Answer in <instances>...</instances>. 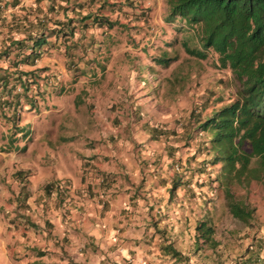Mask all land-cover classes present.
<instances>
[{"label":"rangeland","instance_id":"1","mask_svg":"<svg viewBox=\"0 0 264 264\" xmlns=\"http://www.w3.org/2000/svg\"><path fill=\"white\" fill-rule=\"evenodd\" d=\"M91 5L100 8V13L117 18L119 23L106 27L108 36L102 41L103 46L94 44L95 51L88 52V55L96 56L90 64L95 73L90 76L71 69L72 75L63 78L61 70L68 69V65L62 52L51 48L44 54L49 64L44 65L46 69L35 77L32 91L41 112L30 144L36 142L31 149H39L40 152L32 157L31 149L22 151L28 153L23 172L29 189L25 191L20 206L13 197L19 186L18 180L2 166L3 160L0 159V186L9 185L11 190L2 192L0 188V216L5 218L8 215L21 222L26 218V212L29 211L30 215L31 207L36 205L32 203L35 197L44 203L59 201L56 190H53L55 196L53 192L48 196L43 191V184L49 178L47 176L64 180L62 174L68 173V145H61V136H68V132L83 135L82 128L76 126L78 122L74 121L73 127H68L65 104L75 99L74 103L80 105L76 110L83 116L86 108L90 113L95 110L101 119H97L98 125L91 121L84 124V119L81 124L94 133L107 125L104 118L109 112L105 100H113V114L122 116L119 121L127 120L126 110L132 113L135 102L140 108L144 105L147 108L137 110V120L132 116L131 121L137 123L136 126L140 127L146 120L148 124L171 130L164 133L156 131L158 137L153 135L152 138L154 147L144 157L146 176H143L149 181L147 191L154 197L151 210L154 211L155 204L159 205V210L152 213L162 218L152 226V235L147 241L145 252L150 256L147 264H250L244 260L253 251L264 264V179L252 180L248 185L231 180L226 183L223 163L213 162L210 133L196 131L195 126L189 129L190 137L183 133L187 123L190 126L192 115L203 119L213 109L236 97L238 81L233 72L217 67L216 54L211 50L204 59L185 51L180 41L181 33L164 20L165 0H94ZM99 34L97 37L100 38ZM161 54L175 59L168 65L159 64L153 58ZM97 63L103 64L104 68L100 69ZM106 70L114 72L107 73ZM120 70L124 73L121 74ZM73 75L77 80L72 78ZM73 91L78 92L77 98H73ZM97 96L100 106L88 107V101L92 104ZM59 104H62L61 112L50 109ZM114 123V131L115 127L122 128L117 121ZM121 132H127L125 125ZM2 148L6 151L5 147ZM137 151L141 152V149ZM145 153L142 152L143 155ZM36 162L41 165V172L37 174L40 179L33 181L32 171L40 169ZM10 163L19 167L17 162ZM174 183L176 186L171 190ZM34 186L35 193H28ZM229 193L251 210L248 222L231 213ZM34 212L41 220L50 214L47 215L41 207H35ZM201 220L206 222L205 227L213 228L210 238L199 235L200 230H196L195 226ZM39 225L30 220L18 224L13 222L15 227L7 229L10 233L5 241L7 251L0 246V264H63L64 252L53 238L48 237L47 231L45 235L41 233ZM40 227L46 229L42 225ZM31 234L35 237L33 240H30ZM169 242L184 254L182 259L163 253L161 246ZM39 252L44 253L40 255ZM134 259L129 256L125 264H132ZM69 261L78 263L74 258Z\"/></svg>","mask_w":264,"mask_h":264},{"label":"crops","instance_id":"2","mask_svg":"<svg viewBox=\"0 0 264 264\" xmlns=\"http://www.w3.org/2000/svg\"><path fill=\"white\" fill-rule=\"evenodd\" d=\"M29 4H34V0H19L14 6H9L4 10V22L0 25V29H2L0 46L9 35H13V38L23 35V25L20 24L22 19L18 15L14 16V13L19 14L21 12L20 6H29ZM105 28V26H98L100 38L97 37L96 32L92 34L95 42H99L102 46V41L108 36L107 31L104 30ZM92 29L94 27L87 28L84 37L80 38V44L82 43L84 48L76 52L85 53L79 58L80 60L87 57L90 51V45L87 43L90 41L91 34L88 31ZM81 33L80 31L79 35ZM47 52L45 51V53ZM44 54L34 64L21 63L19 65V69H34L27 75L22 76H27V81L36 77V67L49 64ZM64 58L66 59V56ZM70 58H78V55H68V59ZM9 62V58H4L0 60V65L4 67ZM11 68L13 67H9V71H11ZM106 72L113 73L114 71L106 70ZM2 73L4 72L0 71V74ZM116 73L118 75V72ZM120 73L123 74L124 71L120 70ZM133 73L136 72L133 71ZM60 75L63 78L67 75L69 77L72 75V71L66 68L63 71L61 70ZM72 78L76 79V75H73ZM71 81L77 82L75 80ZM20 85V83L12 81L10 78L4 82L0 80V159L3 160L2 166L6 167L11 173L18 169L23 170L26 166L28 153H22V151L25 149L29 151L36 145V142L30 144V140L33 138L34 127H37V123L40 121L41 112L35 100V92H32L35 88V82L28 83L29 88L27 90H24V88L19 90L18 86ZM77 93V91H73V98H77ZM74 100L70 104H65V112L68 111V127L72 128L73 122H78L76 126L82 128L83 135L68 132V137H73L68 140L64 139L67 136H61L63 140L61 145L63 143L68 145V173L62 174V178L68 181V198L62 202L57 199L55 201L48 200L44 203L34 196L36 200L32 203H36V205L31 207L30 215L28 214L29 211L26 212V218L21 222L15 218H10L8 215L5 218L0 216V246L7 251L5 241L10 235V233H7V229L10 230L15 227L12 226L13 222L18 224L30 220L38 222L41 233L45 235L47 231L48 237L57 242V246L64 252L61 261L63 264H125V259L131 255L135 258L132 264H147L150 259L149 253L146 255L145 252L148 246L147 241L149 236L152 235L151 229L155 221L162 220V218L157 215L153 216L152 212L158 211L159 205L155 204L154 211L151 210L154 197L147 191L149 181L143 176L144 174L146 176L144 157L154 147L151 124H148L145 120L138 127L136 126L137 123L131 121L132 116H136L135 120H137V116H139L137 110H146V105L140 108L134 102L132 113L126 110L127 120L122 119L119 121L118 118L122 116L113 114V100H105V106H108L109 112L108 116L104 118V123L107 125L101 131L96 130L94 133H90L88 127L85 128V125H81L83 124L82 120L84 119V124L91 121L93 124L96 123L97 126V119H101L98 118L95 110L90 113L86 111L87 108L84 116L79 114L76 109L80 105L79 103L76 105ZM99 101L100 98L97 96L92 104H89L88 101L87 105L88 107L92 105L95 108L100 106ZM62 104L53 106L50 109L61 112L59 108ZM114 121H117L122 128L125 125L127 132L122 133V128L116 127L114 131ZM136 146L141 149V152L137 151ZM2 147H5L6 151H3ZM36 152H40V150L31 149V156L33 157ZM142 152L146 153L143 155ZM11 161L19 163V167L12 165ZM36 164L40 169L36 172L32 171L33 181L40 179L37 174L41 172V165L38 162ZM14 176L18 180L19 186L14 190L13 195L15 196L13 197L20 206L24 198V182L20 181L15 174ZM110 176L114 180L108 186L101 183L102 177L110 178ZM47 177L49 178H46L45 181L51 179L50 176ZM8 186L1 185L2 192L5 189L8 192L11 191ZM26 189L28 190L29 186ZM35 190L34 186L28 193L34 194ZM55 193L54 191L53 195ZM35 207L37 209L41 207L42 210L47 211V215L50 213L49 216H45L41 220L34 212ZM41 225L46 229H41ZM30 233L32 232L30 231ZM34 238V235L31 234L30 240ZM87 256L90 259H85ZM73 258L78 263L69 261Z\"/></svg>","mask_w":264,"mask_h":264},{"label":"trees","instance_id":"3","mask_svg":"<svg viewBox=\"0 0 264 264\" xmlns=\"http://www.w3.org/2000/svg\"><path fill=\"white\" fill-rule=\"evenodd\" d=\"M18 1L0 0V25L4 22V10L14 6ZM93 1L34 0V4L29 6L21 5V12L14 13V16L18 15L22 19L20 24L23 25V35L18 38L9 35L0 46V60L4 58L10 60L6 66L0 65V71L4 72L0 74L1 82L10 78L22 84L24 90H27L28 83L35 82L36 78L27 81V76H22L34 69H19V65L34 64L50 48L59 50L66 56L67 67L74 69L73 72H81L87 76L94 74L90 64L95 61V56L88 55L80 60L79 58L85 53L76 52L84 48L82 43L80 44V38L84 37L87 28L94 27L88 31L91 37L87 44L90 45L89 50L95 51L94 44L100 47V43L95 42L92 34L100 33L98 26L111 27L119 21L117 18L112 19L109 14L100 13V8H93L91 5ZM165 3L164 20L173 24L177 33H181L180 41L185 51L204 59L211 50L216 54L217 67L231 69L238 81L235 98L214 109L204 119L192 115L190 126L187 123L183 133L190 137L189 129L194 126L196 131L210 133L209 141L214 151L213 161L223 163L226 183L231 180L248 185L252 180H263L264 0H165ZM15 18L13 19L16 20ZM123 25L125 28L129 27L126 22ZM80 31L81 35H79ZM175 40L177 37L174 38ZM73 54L78 55V58L68 59V55ZM174 59L165 54L153 58L155 62L163 65H168ZM97 64L100 69L104 68L103 64ZM9 67H13L11 71ZM45 69V66L36 67V76ZM151 130L152 137L153 135L158 137L156 131L158 133L171 131L156 125H152ZM71 138L73 137H64L66 140ZM24 173L22 169L14 172L23 182ZM113 180L111 176L102 177L101 183L108 186ZM23 186L26 191L25 182ZM175 186L176 183L172 184L170 189ZM67 188L66 180L62 179H50L43 184V191L48 196L54 189L56 190L60 202L67 199ZM228 196L231 213L236 218L248 222L251 210L244 203L235 200L232 193ZM205 223L201 220L195 228L200 230L199 235L210 238L214 230L211 226L205 227ZM161 248L164 254H171L180 259L184 257V254L170 242L162 245ZM42 253L44 252L40 255ZM244 261L250 264H262L254 251L246 256Z\"/></svg>","mask_w":264,"mask_h":264},{"label":"clouds","instance_id":"4","mask_svg":"<svg viewBox=\"0 0 264 264\" xmlns=\"http://www.w3.org/2000/svg\"><path fill=\"white\" fill-rule=\"evenodd\" d=\"M172 25H173V24H172ZM228 69H229V68H228ZM230 70H231V69H230ZM94 72H95V70H94ZM43 75H44V74H43ZM83 75H84V74H83ZM18 89H19V90L23 89L22 85L18 86ZM217 108H218V107H217ZM215 109H216V108H215ZM213 110H214V109H213ZM213 110H212V111H213ZM208 115H210V114H208ZM208 115H207V116H208ZM207 116H205V117H207ZM205 117H204V118H205ZM204 118H203V119H204ZM151 126H152V125H151ZM213 160H214V159H213ZM213 162H216V161H213ZM218 162H220V161H218ZM222 168H223V165H222ZM224 171H225V170H224ZM13 176H14V172H13ZM14 177H15V176H14ZM155 222H156V221H155ZM39 253H40V252H39Z\"/></svg>","mask_w":264,"mask_h":264}]
</instances>
